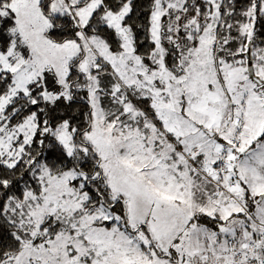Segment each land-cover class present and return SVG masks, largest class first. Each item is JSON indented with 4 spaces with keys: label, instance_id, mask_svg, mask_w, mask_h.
Wrapping results in <instances>:
<instances>
[{
    "label": "snow or ice",
    "instance_id": "6c2138e0",
    "mask_svg": "<svg viewBox=\"0 0 264 264\" xmlns=\"http://www.w3.org/2000/svg\"><path fill=\"white\" fill-rule=\"evenodd\" d=\"M0 264H264V0H0Z\"/></svg>",
    "mask_w": 264,
    "mask_h": 264
}]
</instances>
